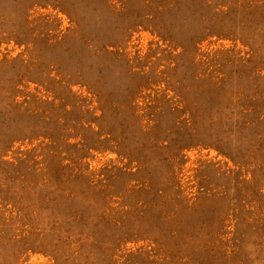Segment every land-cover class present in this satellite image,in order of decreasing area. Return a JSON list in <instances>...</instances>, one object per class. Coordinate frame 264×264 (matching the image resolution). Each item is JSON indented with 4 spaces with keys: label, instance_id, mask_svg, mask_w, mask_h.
Listing matches in <instances>:
<instances>
[{
    "label": "rangeland",
    "instance_id": "obj_1",
    "mask_svg": "<svg viewBox=\"0 0 264 264\" xmlns=\"http://www.w3.org/2000/svg\"><path fill=\"white\" fill-rule=\"evenodd\" d=\"M0 264H264V0H0Z\"/></svg>",
    "mask_w": 264,
    "mask_h": 264
}]
</instances>
